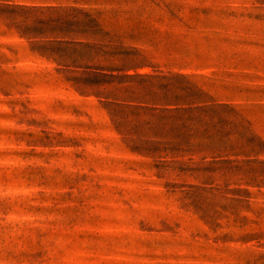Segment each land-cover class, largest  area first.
Here are the masks:
<instances>
[{
    "label": "rangeland",
    "instance_id": "rangeland-1",
    "mask_svg": "<svg viewBox=\"0 0 264 264\" xmlns=\"http://www.w3.org/2000/svg\"><path fill=\"white\" fill-rule=\"evenodd\" d=\"M0 264H264V0H0Z\"/></svg>",
    "mask_w": 264,
    "mask_h": 264
}]
</instances>
